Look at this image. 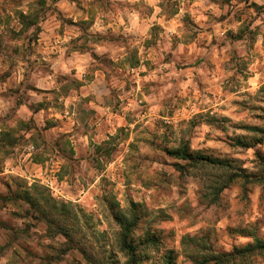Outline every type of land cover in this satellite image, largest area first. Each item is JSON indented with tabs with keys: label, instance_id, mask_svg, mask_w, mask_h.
Masks as SVG:
<instances>
[{
	"label": "rangeland",
	"instance_id": "rangeland-1",
	"mask_svg": "<svg viewBox=\"0 0 264 264\" xmlns=\"http://www.w3.org/2000/svg\"><path fill=\"white\" fill-rule=\"evenodd\" d=\"M76 1L67 8L76 12ZM60 2L0 0V264H127L112 210L126 213L131 202L144 215L134 236L160 234L180 264H188L184 234L207 233L214 249L230 251L251 241L239 228L262 232L264 166L254 150L264 155V141L245 148L234 138L264 124V4L160 0L164 21L144 41L110 34L111 50L95 59L106 87L82 95L78 76L92 68L79 70L76 61L100 36L88 24L124 9L120 0H90L95 15L77 28ZM135 8L151 16L148 6ZM51 31L58 51L46 50ZM117 46L127 53L117 56ZM183 141L232 168L175 171L164 149ZM232 172L250 181L236 178L211 203L210 182ZM150 256L160 263L158 252ZM242 264H264V256Z\"/></svg>",
	"mask_w": 264,
	"mask_h": 264
},
{
	"label": "trees",
	"instance_id": "trees-1",
	"mask_svg": "<svg viewBox=\"0 0 264 264\" xmlns=\"http://www.w3.org/2000/svg\"><path fill=\"white\" fill-rule=\"evenodd\" d=\"M254 7H259L257 4H252ZM36 18L33 24H36ZM242 32H240L236 38H242ZM94 58L97 55L93 54ZM264 87V86H263ZM38 91V89H36ZM65 94V93H64ZM264 110V109H263ZM264 123V113L262 116ZM245 129L251 133L250 138L236 137L234 142L236 145L245 148L256 147L257 144H261L264 141V124L259 125H249L245 126ZM164 152L173 160H175L173 166L175 171L179 173L189 172L199 166L213 165L220 169H231L232 166L227 159H219L212 157L210 155L204 154L200 150H193L190 148L188 142H180L178 146L170 149H164ZM260 164L264 166V155H261L258 150H254ZM35 162H40L35 156L33 158ZM245 178L244 183L250 181L248 175H239L237 172H232V174L226 177H217L208 187L207 194L205 196L215 203L220 196V193L227 188L236 178ZM246 181V182H245ZM261 179H257L255 182H260ZM32 188H36V184L32 185ZM25 199L28 204H31L32 208L37 209L39 212L42 211L44 215L47 214L43 211L41 203L37 201L36 198L32 197L26 191L23 192ZM130 210L126 213L117 209L112 210V215L119 226V232L117 237V242L119 246V251L123 253L126 258L127 264H153L150 262V255L152 252L159 253V264H180L178 262L179 252L173 247H170L164 243L163 236L154 232L143 233L142 236H134V231L140 219L144 216L138 209L139 205L137 203L131 202ZM112 208L114 206H111ZM50 224L54 223V219L48 220ZM61 233L69 236L67 229L62 226L58 227ZM239 233L241 236L249 237L250 242L245 243L242 246H233L230 251H217L208 242L209 237L207 233L200 234V232H195L193 234H184L181 237V252L188 264H242V262L251 257H261L264 256V230L260 232L258 228H239ZM185 264V263H183Z\"/></svg>",
	"mask_w": 264,
	"mask_h": 264
},
{
	"label": "crops",
	"instance_id": "crops-1",
	"mask_svg": "<svg viewBox=\"0 0 264 264\" xmlns=\"http://www.w3.org/2000/svg\"><path fill=\"white\" fill-rule=\"evenodd\" d=\"M122 2H119V7H123V13L122 14H110L108 17L105 16L106 14L101 13L97 14L96 19H94L91 23H89V29L90 32L96 34H100L98 36L96 34V42L93 43V47L90 49V52H85L80 56V59L76 61V66L80 70L88 65L91 66V71L88 70L87 73L90 72L91 74V79L87 78V73L80 74L78 76L79 80L81 83L79 84L80 87L86 89V92L83 93L82 95H87V94H94L99 91V86L106 87L103 84V77H104V72L103 70L99 67V64L96 62V58H94L93 54L97 56H101L104 53L110 51L111 48L109 45H107L106 41H109V36L110 34H116L117 37H119V33L126 34L128 33L131 38L136 39V41L141 42L144 41L146 38V34L148 33V30L151 28V26L156 23V24H162L163 23V18L161 17V14H158L161 12V8L159 6V1L160 0H120ZM255 4L262 5L264 4V0H253ZM61 0L59 3V9L65 17H70L74 21V23H77L76 25L77 28H80L81 25H83L84 19L90 18V20L93 19V16L95 13H91L90 16L88 15L89 11L88 8H94L93 4L90 2V0H82L81 3L77 5L76 12H73L67 8V6H72L77 4L76 0H72L70 3L66 4ZM139 3L142 5L144 4L146 7L148 6L150 8V11H152L151 16H144L140 13L138 9H136V6H139ZM182 11V10H181ZM177 16V14H176ZM92 18V19H91ZM155 19V22L152 21V19ZM79 20V21H78ZM78 21V22H76ZM170 24V23H169ZM86 25V23H85ZM172 30V25L170 28ZM108 32V34H107ZM105 33V34H104ZM127 35V34H126ZM53 36H57V34L53 33L52 31L47 34L46 37V50H50L53 52V50L58 51L59 50V45H54L52 42H49V39ZM65 37V35H64ZM59 38V37H58ZM258 41H262V37H258ZM60 39V38H59ZM57 39L56 41H60ZM136 41L134 43H136ZM55 43V42H54ZM120 45V44H119ZM56 48V49H55ZM117 48L122 51L120 54L117 56H124L127 52V48L125 46H117ZM61 54L57 56H53L52 60L56 61ZM113 60V59H112ZM115 60H118V57L115 58ZM91 61V62H90ZM85 62V63H83ZM90 63H92L90 65ZM84 66V67H83ZM97 90V91H96ZM95 102V99H94ZM95 105V103H94Z\"/></svg>",
	"mask_w": 264,
	"mask_h": 264
},
{
	"label": "built area",
	"instance_id": "built-area-1",
	"mask_svg": "<svg viewBox=\"0 0 264 264\" xmlns=\"http://www.w3.org/2000/svg\"><path fill=\"white\" fill-rule=\"evenodd\" d=\"M31 149H33V147L31 146ZM43 180V179H42ZM45 180V183H50V181H48V180H46V179H44ZM42 183H44L43 181H42ZM46 185V184H45Z\"/></svg>",
	"mask_w": 264,
	"mask_h": 264
}]
</instances>
